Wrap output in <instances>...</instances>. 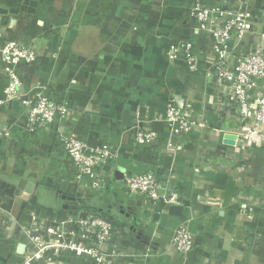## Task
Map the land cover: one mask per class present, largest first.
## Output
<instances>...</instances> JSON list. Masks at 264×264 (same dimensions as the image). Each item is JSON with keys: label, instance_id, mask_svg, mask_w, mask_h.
I'll use <instances>...</instances> for the list:
<instances>
[{"label": "crops", "instance_id": "crops-1", "mask_svg": "<svg viewBox=\"0 0 264 264\" xmlns=\"http://www.w3.org/2000/svg\"><path fill=\"white\" fill-rule=\"evenodd\" d=\"M196 6L249 14L241 39L232 32L228 40L229 67L264 50V0H0V44L36 51L32 63L17 67L21 97L0 103V264H25L33 252L20 226L26 218L48 235L55 221L93 211L69 197L99 202L105 193L124 210L110 219L115 229L100 247L109 260L62 253L31 264H264V145L238 144L236 103L214 70L216 37L199 28ZM183 40L199 60L197 73L167 53ZM8 78L0 56V100ZM35 86L66 107L68 132L115 147L116 158L97 169L108 177L100 192L70 185L76 169L52 131L25 129L22 100ZM168 102L197 126L174 136L164 117ZM137 128L155 138L136 144ZM148 170L173 202L125 190L127 176ZM19 178L38 182L33 193H15ZM181 224L193 236L187 255L171 246Z\"/></svg>", "mask_w": 264, "mask_h": 264}, {"label": "built area", "instance_id": "built-area-1", "mask_svg": "<svg viewBox=\"0 0 264 264\" xmlns=\"http://www.w3.org/2000/svg\"><path fill=\"white\" fill-rule=\"evenodd\" d=\"M194 10L199 28L213 31L216 37L214 51L217 60L214 70L218 81L228 85L231 97L236 103L240 119L238 144L241 147H246L248 144L264 145V85L258 86V82L264 78V50L256 48L238 56L233 67L228 65L230 35L235 32L236 38L241 39L249 14L235 8L212 11L207 7L196 6ZM167 53L171 58L180 57L189 72L199 71V60L190 41H180ZM0 56L9 77L5 88V99L0 100V103H3L5 100L21 97L19 91L22 87V79L17 67L21 63L33 62L36 51L18 42L7 41L0 44ZM27 94L28 97L22 100L26 111L25 129L29 133L39 129L44 132L52 131L58 148L62 149L72 167L76 169L70 185L77 186L83 194L89 191L100 192L108 177L97 169L106 161L116 158V149L91 146L68 132L64 125L66 107L61 102L48 97L43 86H35L29 89ZM164 117L174 136L185 135L197 126L194 121L182 116L171 102L166 105ZM1 134L8 136L9 132L5 130ZM154 138L153 131L137 128L135 132V142L138 145L145 146ZM123 187L129 193L143 196L155 203L169 204L174 201V195L167 196L164 184L150 170L127 176ZM69 219L55 221L53 227L50 226L48 235L40 234L36 226L29 224L28 218L22 221L20 226L34 248L32 253L25 255L24 263L31 264L45 256L49 258L62 253H72L86 260H109L100 247L115 229L113 222L93 211ZM171 246L181 255H187L192 250L193 236L185 224L174 229Z\"/></svg>", "mask_w": 264, "mask_h": 264}, {"label": "trees", "instance_id": "trees-1", "mask_svg": "<svg viewBox=\"0 0 264 264\" xmlns=\"http://www.w3.org/2000/svg\"><path fill=\"white\" fill-rule=\"evenodd\" d=\"M75 200L76 201V207L75 208H90L91 210H93V212H95L96 214H98L99 216H103L107 219H109L110 217H112V221L115 220H119L118 216H114V213H122L124 210H120L118 206V204L112 200L111 194L105 193L102 194L100 197V201L98 202L97 199L92 197V200L89 202V200L87 198H81V197H77L75 199H72V201ZM119 208V209H116ZM110 220V219H109Z\"/></svg>", "mask_w": 264, "mask_h": 264}, {"label": "water", "instance_id": "water-1", "mask_svg": "<svg viewBox=\"0 0 264 264\" xmlns=\"http://www.w3.org/2000/svg\"><path fill=\"white\" fill-rule=\"evenodd\" d=\"M225 109H227V106L219 107V110L221 111L222 114H223ZM114 171H115V177L117 179H121L122 172H123L122 169L119 167H115ZM37 185H38L37 181L36 182H30V181H27L25 178H19L18 183L16 185L15 193L19 194L20 191H26L28 193H33V191ZM108 185L109 184L107 183V185L105 187L106 189L108 188ZM69 198L73 199L74 197H69ZM116 209H119V208H116ZM120 210H122V209L120 208ZM126 215L128 216L129 214H126ZM109 219H112V217H110ZM133 223L136 224L135 219L133 220ZM17 249H18V251H20L22 249V247L18 246Z\"/></svg>", "mask_w": 264, "mask_h": 264}, {"label": "rangeland", "instance_id": "rangeland-1", "mask_svg": "<svg viewBox=\"0 0 264 264\" xmlns=\"http://www.w3.org/2000/svg\"><path fill=\"white\" fill-rule=\"evenodd\" d=\"M31 63H32V62H31ZM27 64H30V63H27ZM74 136H75V135H74ZM77 138H79V137H77ZM79 139H80V138H79ZM81 140H82V139H81ZM83 141H84V140H83ZM85 142H86V141H85ZM56 143H57V141H56ZM113 148H115V147H113ZM113 148H112V149H113ZM68 219H69V218H68ZM69 220H70V219H69Z\"/></svg>", "mask_w": 264, "mask_h": 264}]
</instances>
